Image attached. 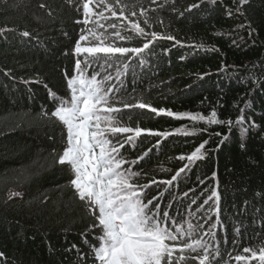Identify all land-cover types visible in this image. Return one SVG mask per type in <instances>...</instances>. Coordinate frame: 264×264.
Segmentation results:
<instances>
[{"label":"trees","instance_id":"16d2710c","mask_svg":"<svg viewBox=\"0 0 264 264\" xmlns=\"http://www.w3.org/2000/svg\"><path fill=\"white\" fill-rule=\"evenodd\" d=\"M82 3L0 0V264H94L93 234L100 230H89L93 220L74 194L68 166L55 163L66 145V130L58 121L41 118L42 112L50 114L59 103L50 98V89L60 97L70 96L65 72L69 77L74 74L77 57L72 50L86 27L76 22L83 20ZM139 4L148 10L152 28L143 24L139 6L136 16L123 21L106 11L109 19L101 23L123 24L130 19L146 31L175 40L155 41L141 54L146 63L130 67L121 79L123 87L115 82L114 86L130 96H142L156 108L204 116L215 110L219 120H231L232 125H208L136 109L143 115L131 119L125 115V125L173 134L142 133L135 147L125 143L121 152L132 160L151 149L133 166L141 173L136 182L150 185L145 202L158 197L153 204L159 203L178 222L188 207L198 209L216 191L218 199L213 197L208 204L218 208L225 232L221 236L220 230L214 231L216 242L208 240L209 252L215 254L219 248V264H238L234 257L248 254L244 247L258 250L264 244V0H245L243 14L237 11L239 0L215 4L139 0ZM192 4L199 6L188 11ZM25 31L29 36L22 35ZM117 43L140 47L143 41ZM122 57L117 55L116 61ZM91 71L101 73V68L93 65ZM241 116L243 122L237 124ZM181 126L201 130L186 136L175 132ZM127 135L117 134L114 142ZM204 141V157L165 191L163 183H152L171 180L189 163L178 157L189 156ZM10 193L18 195L10 198ZM194 224L202 225L197 230L203 231L207 221L196 216Z\"/></svg>","mask_w":264,"mask_h":264},{"label":"snow or ice","instance_id":"6c2138e0","mask_svg":"<svg viewBox=\"0 0 264 264\" xmlns=\"http://www.w3.org/2000/svg\"><path fill=\"white\" fill-rule=\"evenodd\" d=\"M71 2L72 0H69V3ZM152 2L156 3V0H152ZM202 2L203 0H201ZM208 2L215 4L217 0H208ZM244 2L245 0H239L238 12H241ZM93 3L94 0H83V20L76 21L83 23L86 27L81 30L79 39L75 42L72 50V54L77 57L74 74L69 77L65 72L70 96L68 98L60 97L50 89V98L54 103L57 101L59 103L50 114L46 111L42 112L41 118L52 123L58 121L66 130V145L61 153L56 154L55 163L68 166L73 176L70 185L74 189V194L93 220L89 225V230H100L99 233L93 234V238L97 241L92 245L94 264H188V261L192 259H198L199 264H219V258L216 255L219 253V248L215 249V254L209 252L208 242L202 237L194 235L198 228L202 229V225H193L187 221L179 223L169 211L162 209L159 203L153 204V201L158 197L154 196L145 202L147 196L145 190L150 185L147 183L141 185L136 182V178L141 173L135 171L133 166L148 156L151 149L132 160H129L121 152L125 143L135 147L136 138L140 137L142 133L147 132L152 136L167 137L173 132L154 131L139 126L133 128L125 125L122 118L125 115L129 119L133 115H143V112L134 110L147 109L156 116L165 115L175 119L187 118L193 122L203 121L208 125L227 123L231 127L232 121L219 120L215 110H212L210 115L204 116L200 113H180L153 107L144 101L142 96H130L126 91H121L109 84V81L113 79L111 73L101 78H98L100 76L98 72L89 73V69L93 65H97L105 71L108 67H115L116 78L119 80L127 73L131 64L123 61L116 63V54L125 56V54L132 53L135 56H140L146 49H150V45H153L157 40H175V37L171 35L146 31L138 21L130 19L123 24L112 22L105 25L101 23V21L109 19L105 16V11L111 13V16L116 17L117 20L123 21L126 16H136V8L139 6L143 24L152 28L153 24L148 10L139 4V0H135V2L133 0H115V3H112L111 0H95L99 11L93 10ZM198 6L192 4L187 10L191 11ZM41 7L44 6L41 5ZM117 8H119V12H117ZM241 14L243 13L241 12ZM89 24L93 26L87 27ZM161 26H163L162 22ZM98 28L104 29V31H97ZM108 29L113 31L109 32ZM22 35L29 36V33L25 31ZM249 35H251V30ZM137 39L143 41L142 46L129 47L117 43V41L131 43ZM81 56L83 59H80ZM141 64H143V59H141ZM121 68H123V72ZM121 87H123L122 80ZM134 91L135 89H133ZM112 93H116V95H112ZM124 110L129 111L125 112ZM242 122L243 116L236 121L237 124H242ZM200 130L195 127L189 129L187 126H181L175 129V132L187 136ZM242 131H246V129H242ZM117 134L128 135L124 141L114 142L113 138ZM216 135H220V133H216ZM205 144L207 141L201 143L187 157H178L180 160L186 158L189 163L179 169L171 180L159 182L153 180L152 183L171 185L181 172H184L196 160L204 157L201 150L204 149ZM126 164L129 167H124ZM15 195L18 193H10V198ZM213 197L218 199L216 191H212L208 199L211 200ZM204 203L207 204L208 200H205ZM197 210L199 211V209ZM184 224H187V229ZM212 235L214 237L215 234ZM201 250L203 254H201ZM243 253L250 255L237 254L234 257L235 261L257 260L259 264H264V244H261L258 250L251 246L244 247Z\"/></svg>","mask_w":264,"mask_h":264},{"label":"rangeland","instance_id":"374dc122","mask_svg":"<svg viewBox=\"0 0 264 264\" xmlns=\"http://www.w3.org/2000/svg\"><path fill=\"white\" fill-rule=\"evenodd\" d=\"M95 5V4H94ZM94 5L92 6V7H94ZM93 10H94V8H93ZM95 11H97V10H95ZM85 43V42H84ZM205 204V203H204ZM200 209H199V211H198V213L200 214V215H202L203 217H207V216H211V215H209V213H207V210L205 209V208H203V207H199Z\"/></svg>","mask_w":264,"mask_h":264}]
</instances>
